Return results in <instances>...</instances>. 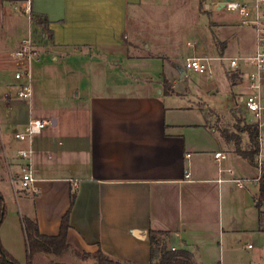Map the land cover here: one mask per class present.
Listing matches in <instances>:
<instances>
[{
	"label": "crops",
	"instance_id": "1",
	"mask_svg": "<svg viewBox=\"0 0 264 264\" xmlns=\"http://www.w3.org/2000/svg\"><path fill=\"white\" fill-rule=\"evenodd\" d=\"M162 1L0 0V195L18 209V219L4 217L0 243L19 264L28 263L22 218L55 236L72 195L66 241L76 250L149 264L146 234L153 230L169 232L168 246L189 251L195 264H264L258 170L212 121L231 107L214 110L199 101L194 108L173 97L181 96L173 90L176 78L192 72L186 57H235L226 53L232 30L208 24L216 33L215 54L194 39L178 60L166 33L148 34V17ZM248 30L252 45L242 56L254 51ZM25 38L37 52L24 63L28 101L18 98L24 80L14 77L20 64L14 53ZM211 67L207 78L218 68L225 73L219 61ZM30 119L47 121L29 143L35 194L16 185L19 150L28 143L15 135ZM241 138L248 149L247 135ZM56 258L37 254L32 263L60 262Z\"/></svg>",
	"mask_w": 264,
	"mask_h": 264
},
{
	"label": "rangeland",
	"instance_id": "2",
	"mask_svg": "<svg viewBox=\"0 0 264 264\" xmlns=\"http://www.w3.org/2000/svg\"><path fill=\"white\" fill-rule=\"evenodd\" d=\"M233 1L242 2L245 0ZM218 2L223 3L225 0H163L160 8H155L156 10H153L148 17V34L150 36H156L161 33H166L168 36L166 39L168 45L173 47V52L177 53L178 51V60L188 54L185 52L186 42L194 39L197 42L199 41V43H202V40L206 42V54L213 55L215 54L213 35H216V33L213 28L211 30L208 28V24L218 21L222 24L226 23L229 25L230 30H232L226 53L232 56H242L251 49V32L247 27L241 26L236 13L228 12L224 8L217 10ZM165 25V32L161 31ZM244 32L247 34L246 38L243 36ZM199 48H197V54L201 55L203 54V50ZM189 55L192 54L189 53ZM169 88L171 93V87ZM173 90L181 94L180 97L176 94L173 96L178 99V102H175L177 105L196 108L195 104L200 101L204 102L210 109L225 110L232 107L233 104L232 91L226 71L224 73L220 68L216 70L214 77L211 79L193 71L187 72V76L184 79L180 80L176 78V84ZM244 115L245 117L230 109L226 113L219 115V119L214 116L212 121L215 123L214 126L216 128L219 127L221 129H227L230 132H235L237 119H241L244 124L251 122V117L248 114ZM240 125L242 126V123ZM7 198H5L6 201L3 199L5 204L4 217H7V219H18L16 204L13 201L10 202ZM247 243L253 246L258 245L255 239H250ZM56 260L60 262L74 261L70 254L58 257Z\"/></svg>",
	"mask_w": 264,
	"mask_h": 264
},
{
	"label": "built area",
	"instance_id": "3",
	"mask_svg": "<svg viewBox=\"0 0 264 264\" xmlns=\"http://www.w3.org/2000/svg\"><path fill=\"white\" fill-rule=\"evenodd\" d=\"M226 11L238 15L240 24L252 30L254 34V51L247 56L235 57H209V56H188L184 59L186 70L193 71L200 75L211 77L213 70L212 62L219 61L225 64L227 79L231 87L233 105L231 110L251 117L247 124L256 127L257 153L254 156V163L258 170V180L261 168L264 167V99L261 90L264 88V0H245L236 2L228 0L222 3ZM221 8V9H222ZM16 60L20 63L14 77L24 82L18 87L17 96L23 101L30 100L31 81L29 69L24 68V63H29L37 52L29 38L22 39L19 48L14 53ZM47 121L41 119H30L22 133L16 134L19 141H26L27 148L19 150V157L22 160L21 173L17 177L18 190L30 194L36 193L34 179L31 176V155L30 140L42 133ZM190 154L186 155L188 158ZM222 153L215 154L216 158ZM185 177H188L185 173ZM219 181V180H218ZM221 181V180H220ZM237 186L242 187L241 180H232ZM171 250H174L171 248Z\"/></svg>",
	"mask_w": 264,
	"mask_h": 264
},
{
	"label": "trees",
	"instance_id": "4",
	"mask_svg": "<svg viewBox=\"0 0 264 264\" xmlns=\"http://www.w3.org/2000/svg\"><path fill=\"white\" fill-rule=\"evenodd\" d=\"M164 94H170V86L164 83ZM169 86V87H168ZM242 123V126L240 125ZM235 132L227 129H219L221 137L226 143H233L237 155L245 159L250 165H255L254 156L257 153V130L254 125L243 123L241 119L236 120ZM248 137V149H242L241 134ZM258 199L256 208L259 210V220L264 218V212H261L262 202H264V167L261 168L258 180ZM74 195L71 196L70 206L62 217L59 232L55 236L40 234L36 223L28 218H22V228L26 239V251L28 254V263L33 264L32 259L37 254L54 255L62 257L70 254L73 262H50L49 264H122L110 259L100 249L93 253L76 250L67 244V232L69 229V215L74 203ZM5 215L4 200L0 195V225ZM149 242V264H195L193 255L183 249L171 250L168 246L170 233L166 231H147ZM0 264H19L9 253H7L0 243Z\"/></svg>",
	"mask_w": 264,
	"mask_h": 264
},
{
	"label": "water",
	"instance_id": "5",
	"mask_svg": "<svg viewBox=\"0 0 264 264\" xmlns=\"http://www.w3.org/2000/svg\"><path fill=\"white\" fill-rule=\"evenodd\" d=\"M226 1H228V0H226ZM222 6H223V4L221 3V4L219 5L218 9H221Z\"/></svg>",
	"mask_w": 264,
	"mask_h": 264
}]
</instances>
